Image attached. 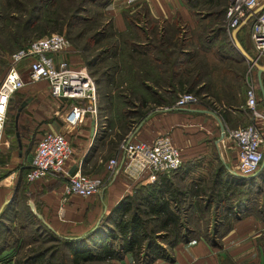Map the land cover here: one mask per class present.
Masks as SVG:
<instances>
[{
  "label": "trees",
  "instance_id": "1",
  "mask_svg": "<svg viewBox=\"0 0 264 264\" xmlns=\"http://www.w3.org/2000/svg\"><path fill=\"white\" fill-rule=\"evenodd\" d=\"M84 1L0 0V30L3 35H7L6 39L10 43L4 45L0 41V62L4 64V74L9 62L8 59L7 62L1 59L2 53L5 56L7 52L11 54L13 50L28 45L33 36L44 37L51 31L62 30L65 24L72 26L78 21L79 12L84 10ZM187 5L193 6L191 0H188ZM222 13L218 11L203 19L211 18L216 24L218 15ZM94 16L84 19V25L88 26L81 29L76 39L83 40L80 54L87 66L100 76L95 80L97 88L100 83L110 86V90L103 92V95L98 88V93L107 101L103 108L111 110L106 121L118 128L115 142L120 143L153 108L174 106L183 93L212 99L215 104L221 102V98H226L225 95L214 90L230 91L232 83L227 82L225 77L219 90V81L216 79L223 76L217 72L222 71L230 76L234 74V79L244 77L245 70L234 72L239 58L225 54L222 48L213 53L214 59L206 55L198 59L195 57L199 51L210 53L212 47L207 44L212 43L210 40L214 35V40H217L222 33H226L224 28L210 26L203 34L199 32V36L202 34L208 43L191 48L194 46V35H198V32L186 30L182 34V21L171 23L152 20L146 4L134 13L124 12L127 28L122 32L116 31L113 21L102 12L97 18ZM141 20L151 23L150 30H144L140 25ZM189 28L192 30L190 25ZM239 40L245 45L241 38ZM74 42L73 47H80L79 42ZM232 45V50L244 58L235 44ZM92 50L96 52L90 58L86 57L85 53ZM153 51L155 55L151 56ZM3 69L0 68V76ZM206 72L209 75L205 80ZM262 77L264 79V74ZM159 91H163L166 96ZM234 97L231 95L230 100L221 102L225 111L227 107H232L231 100ZM212 156H218L214 149ZM198 165L199 162H196V167ZM190 166L191 162H183L180 169L170 175L157 174L154 182L140 180L133 193L124 196L94 230L81 236L59 235L37 216L36 231L48 236H38L34 242L27 243L25 253L20 258L17 255L10 263L114 264L113 261H123L131 254L136 264H153L158 259L171 260L172 250L178 244L195 238H205L218 246L220 237L238 217L250 212L263 216V206L251 205L259 204L260 194L263 193L264 168L254 176H233V180L228 181L222 176L225 167L221 163L210 185H202L207 179L198 176L193 182L195 188L192 186L190 190H184L175 181L192 175ZM21 204L22 197L15 196L4 207L0 213V234L3 222L11 220ZM195 217L199 228L194 225ZM205 219L209 222L202 225L201 221ZM261 241L264 246V238ZM40 242L49 244L34 246ZM58 243L67 249L68 255L65 257L68 260L58 258ZM12 247L3 241L0 255L9 254L8 250ZM227 264L236 263L227 261Z\"/></svg>",
  "mask_w": 264,
  "mask_h": 264
},
{
  "label": "crops",
  "instance_id": "2",
  "mask_svg": "<svg viewBox=\"0 0 264 264\" xmlns=\"http://www.w3.org/2000/svg\"><path fill=\"white\" fill-rule=\"evenodd\" d=\"M143 4L149 7L152 20L188 22L194 28L193 13L185 0H107L101 11L106 18L113 21L115 30L122 32L127 28L124 12L134 13ZM181 27L184 25L181 24ZM243 28L244 26L239 27L236 35L241 33ZM144 30L149 29L145 27ZM243 43L246 41L243 40ZM153 55L155 51L152 52L151 56ZM75 60L76 55L73 54L71 61L75 63ZM77 61L81 62L79 59ZM242 62L240 59L237 64L241 65ZM24 66L25 64H21L20 70H23ZM217 74L225 76L222 71ZM208 75L209 72H206L205 80ZM26 77L29 81L28 69ZM18 93L22 102L27 101L18 123L15 121L16 136L19 133L21 146L18 141L15 155L9 152L0 156V209L15 196L20 198L24 195L28 204H33V209L41 214L59 235L81 236L94 230L124 196L133 193L140 180L129 178L119 168L113 177H107L106 185L97 195L82 197L72 194L67 195V199L63 201L66 196L67 174L49 175L34 182L27 180L36 146L34 143V149H31L28 143L33 134H36V141L46 131L61 132L67 136L73 146V153L66 164V172L69 173L74 171V168L84 171L94 165H104V159L119 153L120 143L124 139L152 142L160 135L169 134L180 148L183 162H191V172L198 168V175L210 180L213 176L207 173L211 169L206 166L212 163L210 161L216 160L225 167L222 175L224 180L232 181L233 176H243L237 169L238 150L224 135L222 122L213 112L201 105L192 104L183 108L157 106L118 143L115 142V134L118 131L116 126L112 127L115 128L113 133L107 134L110 130H107V125L112 126L106 121L111 115V110L108 107L103 108V97L101 98L99 93L98 118L95 120L88 115L77 126L66 122L68 102L53 99L45 80L29 83ZM213 149L218 156H212ZM16 157L17 164H14ZM196 162H199V167H196ZM103 167L105 169L103 168L99 176L105 177L106 163ZM263 167L264 163L261 169ZM263 238L264 214L261 217L256 212H250L233 221L232 227L220 237L218 246L205 238H195L178 244L172 250L171 260L158 259L153 264H227V261L236 264H264V246L261 241ZM2 258L3 255L0 260ZM113 263L136 264L131 254L123 261Z\"/></svg>",
  "mask_w": 264,
  "mask_h": 264
},
{
  "label": "built area",
  "instance_id": "3",
  "mask_svg": "<svg viewBox=\"0 0 264 264\" xmlns=\"http://www.w3.org/2000/svg\"><path fill=\"white\" fill-rule=\"evenodd\" d=\"M264 0H232L228 7V33L233 39L236 28L251 26V40L255 53L254 61L246 81V107L252 123L237 128L224 127V135L238 150L237 169L243 176L256 173L264 161V127L257 123L264 119L259 105L264 103V79L259 83L256 63L264 64ZM234 40V39H233ZM74 48L71 40L60 33H52L32 40L28 45L11 53L8 66L0 83V155L7 120V112L14 94L29 83L45 80L50 95L58 101L68 102L66 122L79 125L86 116L95 120L99 116L97 84L86 66H75L71 61ZM28 69L29 81H25L20 65ZM197 104L193 93H183L173 107L183 108ZM73 153V146L61 132L46 131L37 141L27 180L34 182L49 175L67 174L66 196L90 197L99 193L107 180L99 175L83 172L81 169L66 172V164ZM183 158L180 148L169 134L158 136L154 141L124 140L117 156L106 162L108 178L117 169L133 180L145 179L154 182L157 174H172L180 169ZM1 170V163H0Z\"/></svg>",
  "mask_w": 264,
  "mask_h": 264
},
{
  "label": "rangeland",
  "instance_id": "4",
  "mask_svg": "<svg viewBox=\"0 0 264 264\" xmlns=\"http://www.w3.org/2000/svg\"><path fill=\"white\" fill-rule=\"evenodd\" d=\"M107 0H85L83 3V8L84 10L82 12H79V19L78 21H76L75 24H73L72 26L70 25H64L62 30H57V31H51V33L48 34H52V33H60V34H65L66 36H68L70 38V40L72 41V43L74 41L79 42V46L80 47H73L74 48V52L76 55V59L81 60V62L79 63L77 60H75V63L72 62L75 66L79 67V66H86L87 69L89 70V72L91 73V75H93L94 79L97 80L99 79V75L93 73V69L89 68L86 64L85 59L83 58V56L80 54L83 50L81 48V45L83 44V40H79L76 39L77 38V34L81 31V29L84 26H88L87 24L84 25V19L87 18L88 16H94L97 18V15L99 14V12L101 11V7L103 5V3H105ZM186 5L188 3V0H185ZM193 6L188 8L191 10V13H193V17H192V25H194V28H192V30L189 28V23H184V29L185 32L187 31H194V32H198V35H194L195 39L193 41V45L191 46V48L197 47V44H205L208 43V41H204V38L202 37V34L204 32H206V29L208 27H214V28H224L227 32L226 33H222L219 38L217 40L215 39V36L212 37V39L210 41H212L211 44H207L209 46L212 47V50L210 51V53L207 51L206 53L199 51L197 56H195L197 59L198 58H202L205 57V55L209 58V59H214L215 55L213 54L214 52L216 53V49L218 48H222L225 54H229L232 55L236 58H239V60H243V62L238 65H236L235 67V71H240L244 72V77L243 79H234L236 78L234 76V74L232 76L230 75H225L223 77H216V81L218 82V89H220V87L223 85L221 83V81L226 77L227 82H231V90L230 91H218V90H214L216 93L221 94V95H225L224 97L226 98H221V102L225 103V99L226 100H230L229 98L232 96H235L231 101L233 103L232 107H227V111L224 110V108L221 106L222 103L218 102V103H214L212 99L209 98H203L201 96L196 95L197 97V105H201L204 108L210 110L211 112H213L223 123L224 127L227 128H237L240 126H245L248 125L250 123H252V119L250 118V111L247 109L246 107V91L248 89V84L246 81L247 76L250 74V68L251 65L249 63L248 60H245L244 58H241L240 55L237 52H234L232 50V44L234 43V40L230 37L229 33H228V24H229V18L227 17V11H228V7L230 6V3L232 2V0H219L218 2H211V0H191ZM217 3V4H216ZM2 4V3H0ZM69 6V5H68ZM221 11L223 12L221 15H218V23H214L213 19H206L204 20L203 18L205 16H208L209 14L215 13ZM97 12V13H96ZM96 13V14H95ZM221 16V17H220ZM213 18V17H212ZM108 19V18H107ZM140 25L142 27H148L150 28L151 23L145 21V20H141L140 21ZM191 26V25H190ZM251 26L252 23L249 22V24L245 25L244 28L242 29L241 33H239L237 35V38L239 39L240 37L242 38V40L246 41V43H244L245 45H243L244 49L247 51V53L254 58L255 57V53H254V49H253V44H252V40H251ZM54 30V29H53ZM150 30V29H149ZM202 33L200 36L199 34ZM7 35H3L2 31L0 30V41L2 44L4 45H9V39H6ZM39 36H33L31 37V39H36ZM240 41V40H239ZM75 43V42H74ZM74 45V44H73ZM22 48V47H21ZM20 49V48H19ZM18 49L13 50L11 53L17 51ZM215 50V51H214ZM3 52V51H2ZM95 50H92L90 52L85 53L86 57L90 58L91 54L95 53ZM220 53V52H219ZM10 53H5V56L2 53V60H5L7 62V59L9 57ZM5 57V59H4ZM1 61V60H0ZM82 63V64H81ZM232 64V63H231ZM246 64V65H245ZM3 65L0 62V68L3 69ZM264 65V64H263ZM239 69V70H238ZM4 70L3 69V74H1L0 76V82L4 76ZM26 71L27 68L26 66L23 67V70H21L23 78L25 79V81H27V77H26ZM98 86V85H97ZM100 88V92L103 95V92H107L110 90V86L108 87V85H105L104 83H100L99 87ZM97 88V90H98ZM106 90V91H105ZM102 98V97H101ZM24 99V98H23ZM26 101V100H25ZM21 97L19 93H16L13 95L10 105H9V110L7 112V120H6V125H5V132H4V136H3V143H2V149H1V155L0 156H4V154H9V152L13 153L14 155L17 153V146H18V138L16 136V127H15V121H16V115L18 113V108L21 106ZM106 100L103 97L102 98V103L106 104ZM259 109L263 112L264 114V103H261L259 105ZM224 116V117H223ZM224 118H226V120H224ZM257 123L260 124L261 126L264 127V119L260 118L257 120ZM108 129V133L107 134H111L114 132L115 128H112L113 126L107 125ZM32 136V137H31ZM29 138V146L31 147V149H34V143L35 145L37 144V141L35 140L36 138V134L31 135ZM125 140V139H124ZM123 140V141H124ZM36 141V142H35ZM123 141L120 143V145L123 143ZM211 153H213V151H211ZM118 155V153H117ZM117 155H113V156H109L107 157L104 162L105 163L110 159L113 158ZM14 164H17V157L14 159ZM212 162L211 164H209L208 166H206L207 168L211 169L209 172H207L208 174L210 173L211 176H214L215 170L221 166V162H216V160L210 161ZM264 163V162H263ZM260 166V169L253 174L256 175L261 171L262 165ZM103 163L100 164V166L96 167V165H94L93 168L91 169H86L84 170V172L89 173V174H95V175H101L103 168L105 169ZM264 168V167H263ZM1 172V170H0ZM198 172H200L198 169L194 172H192L190 176L182 178L181 180H176L175 182H177V186L184 190H187L193 186V189L195 188L193 185L194 179L196 177H198ZM107 176H105L104 178L107 179L108 177V173L106 172ZM207 179V177H205ZM212 181V178L210 180L207 179V181L203 182L202 185H210ZM261 185H263L262 183H260ZM98 194V193H97ZM95 194V195H97ZM22 197V201L23 204H21V206H19V210H17L14 214L11 220H7L5 223L3 222V226L1 228V234H0V244H2L3 241H7L8 243L11 244L12 249L8 250L9 254L4 255L3 254V258L2 260H0L1 264H7L10 260L17 257L20 258L25 251L27 250L26 245L27 243H31L34 242V240L40 236L41 238H44L48 235H45L44 233L42 234V232L38 233L36 231V224L38 223L37 220V216L35 214H38V212L36 210H34L31 205H27L28 200L24 197V195L21 196ZM251 206H263L264 208V188H263V193L260 194V199H259V204H255V205H251ZM29 209V210H28ZM31 212V214H30ZM34 213V214H33ZM192 217V215H191ZM194 225L195 227L199 228L200 224L196 222V217L194 219ZM207 219L202 220L201 224L205 225L207 223ZM209 222V221H208ZM54 235V234H53ZM73 237V236H71ZM76 237V236H75ZM42 242V241H41ZM37 243L34 246H45L49 243L45 242V243ZM52 245H55L54 243ZM58 249L60 250L59 256L58 258H60V260H62V258H65L68 260V257H65L66 255H68V251L67 249L60 243H58ZM21 251V252H20ZM20 253V254H19ZM2 256V255H0Z\"/></svg>",
  "mask_w": 264,
  "mask_h": 264
},
{
  "label": "water",
  "instance_id": "5",
  "mask_svg": "<svg viewBox=\"0 0 264 264\" xmlns=\"http://www.w3.org/2000/svg\"><path fill=\"white\" fill-rule=\"evenodd\" d=\"M261 9H264V5L261 6ZM239 30V27L236 28L233 32V39H234V43H235V46L236 48L238 49V51L241 53V55L244 57L245 60H248V61H251L253 62L254 61V58H252L248 53L247 51L244 49L243 45L241 44V42L239 41V39H237V35L236 33L238 32ZM256 67L258 69V78H259V83L262 85V80H263V77L262 75L264 74V65L261 64V63H256ZM27 104V101H24L22 102L21 106L18 108V113L16 115V124L18 123V119H19V116L21 114V112L23 111V108L25 107V105ZM221 121V120H220ZM222 122V121H221ZM222 124V128H223V132H224V125L223 123ZM17 137H18V141H19V144L21 146V140L19 138V133H17ZM74 171H75V168H74ZM13 200V198L9 201H7L6 204L10 203L11 201ZM32 207H33V204H31ZM5 206H3L1 209H0V213L3 211ZM38 217L43 220V222L48 226L50 227L53 231H55L44 219V217L41 215V214H37ZM56 232V231H55Z\"/></svg>",
  "mask_w": 264,
  "mask_h": 264
},
{
  "label": "bare ground",
  "instance_id": "6",
  "mask_svg": "<svg viewBox=\"0 0 264 264\" xmlns=\"http://www.w3.org/2000/svg\"><path fill=\"white\" fill-rule=\"evenodd\" d=\"M238 39V38H237Z\"/></svg>",
  "mask_w": 264,
  "mask_h": 264
}]
</instances>
